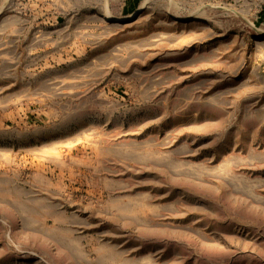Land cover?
<instances>
[{"label":"rangeland","instance_id":"obj_1","mask_svg":"<svg viewBox=\"0 0 264 264\" xmlns=\"http://www.w3.org/2000/svg\"><path fill=\"white\" fill-rule=\"evenodd\" d=\"M0 264H264V0H0Z\"/></svg>","mask_w":264,"mask_h":264}]
</instances>
